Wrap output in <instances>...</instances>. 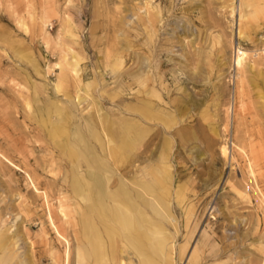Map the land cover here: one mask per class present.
Wrapping results in <instances>:
<instances>
[{
    "label": "rangeland",
    "instance_id": "obj_1",
    "mask_svg": "<svg viewBox=\"0 0 264 264\" xmlns=\"http://www.w3.org/2000/svg\"><path fill=\"white\" fill-rule=\"evenodd\" d=\"M105 169L162 193L167 264H264V0H0V263L96 264L84 225L116 227L82 195Z\"/></svg>",
    "mask_w": 264,
    "mask_h": 264
},
{
    "label": "crops",
    "instance_id": "obj_2",
    "mask_svg": "<svg viewBox=\"0 0 264 264\" xmlns=\"http://www.w3.org/2000/svg\"><path fill=\"white\" fill-rule=\"evenodd\" d=\"M118 133L120 132L119 131L117 133L112 132L110 134L112 141L114 140L115 142L117 141V144L114 145L111 148V150L117 147V145L119 144L120 134ZM91 134L94 135L95 138ZM89 135L92 141H96L99 138V134H97L93 130L89 132ZM83 149L86 151H91L89 145H85ZM132 154H133L132 152L129 153V157H128L129 159L124 166L121 167L117 165L116 162V165L118 166L119 169L120 168L124 169V167L130 165V161L132 160ZM92 162L94 163V166L98 165L97 162H95V160ZM91 172L92 171H89L87 173V176L90 178V180L87 182L85 181L86 189L82 196L87 199L86 202L88 203L89 207L97 214V216L103 221L104 220L108 221V219L106 218V208H112V207L108 205L106 199L112 198L116 203L115 205H117L113 209H116L122 214H127V213H131V211H125L126 208H135L132 212L137 215V218L140 221L139 227H135L133 225L131 231H128L127 233L124 231L122 227H120V225L108 221L112 223L114 227L117 226V228L113 231L114 233L112 232V234L108 237V240H106V238H102V237L100 238L99 233L96 234L95 232L92 233L93 231L91 227L90 226L87 227V223H86V225H84L85 231L87 232V230L90 229L89 233H87V236L90 235L89 236L90 238L92 237L93 240H97V244L96 241L93 243V245H95L93 247V250L96 256L95 257L96 264H126L125 262H123L122 258H119V260L116 259V256L119 257L121 253L126 249H130L133 255L137 257L138 260L137 264H167V258H169V244L171 242L170 236L167 234L166 228L163 226L162 222L159 219V217H163V215H161V213L158 211L155 205V202H157L162 207V210L167 209V202L164 199L162 193L156 191L154 185L146 182L140 184L142 188L140 192H143L144 194L141 196L138 193L139 190L133 189L132 193L131 191H127V189H125L124 187L125 183L124 185H118V187L115 188L114 190L107 191L105 190L104 183L105 181H108L110 179V177L112 176L111 173L107 172V170L105 169L104 171L105 175L103 176L105 179H103L102 177L98 176L97 173L95 174L94 172L93 174H95L96 176L92 178V176H90L89 174ZM105 172L109 173L107 179H106L107 174ZM136 183H138V181H136ZM132 194L134 199L139 198L141 200V203L138 206H133L132 203L130 202V198L132 200L131 197ZM99 199H101V201H99ZM145 214L146 215L154 214L159 217H157V219L156 218L147 219ZM148 225H150L152 228H148L147 227ZM141 231H144V233H142L143 242L141 245L142 247H140L141 249L138 250L136 247L133 246V243L130 244L125 238L126 236H137ZM148 245H152V249L148 248L147 247ZM22 262L23 260L20 261L21 264ZM127 264H132V263L129 262Z\"/></svg>",
    "mask_w": 264,
    "mask_h": 264
},
{
    "label": "bare ground",
    "instance_id": "obj_3",
    "mask_svg": "<svg viewBox=\"0 0 264 264\" xmlns=\"http://www.w3.org/2000/svg\"><path fill=\"white\" fill-rule=\"evenodd\" d=\"M158 7V6H157ZM157 7H155V8H157ZM154 10V9H153ZM151 13V12H150ZM159 13V12H158ZM146 18V17H145ZM139 20V19H138ZM146 20V19H145ZM144 20V21H145ZM158 20V14H156V15H153L152 16V18H148V24H149V26H150V29H151V27H152V29H154V25L156 24V22H158L157 21ZM126 21V20H125ZM143 21V20H142ZM143 21V23H145ZM135 22V21H134ZM138 22V21H137ZM140 22V21H139ZM142 24V23H141ZM145 25H146V23H145ZM145 25H143V27L145 26ZM158 24H156V26H157ZM148 26V25H147ZM156 28V27H155ZM144 29V28H143ZM190 29V28H189ZM140 30V29H139ZM144 31V30H143ZM155 32V31H154ZM146 38V37H145ZM149 38V37H148ZM148 43V42H147ZM140 46H142V45H140ZM145 46H146V44H145ZM153 46V45H152ZM144 47V46H143ZM240 51V50H239ZM136 53V52H135ZM139 53V52H138ZM138 53H136L137 55H138ZM143 53V52H142ZM240 54V53H239ZM243 54V53H242ZM139 55H141V54H139ZM138 55V56H139ZM241 55V54H240ZM137 56V57H138ZM142 58L139 60V63H141L142 64V62H144L143 61V56H141ZM140 58V57H139ZM147 63V62H146ZM143 65V64H142ZM142 65H140V67H142ZM144 66V65H143ZM143 70V67L141 68V71ZM144 72V71H143ZM147 74V73H146ZM142 77H144L143 76V74H142ZM145 88V87H144ZM144 88H142V94H144L145 95V92H144ZM141 94V95H142ZM149 95V94H148ZM140 100V99H139ZM146 100V99H145ZM149 100V99H148ZM151 100V99H150ZM153 100V99H152ZM141 101L143 102L144 101V99L142 100L141 99ZM148 102V101H147ZM153 104V103H152ZM140 115H141V118H142V120H145L146 118H147V115H148V110H147V108H146V104H145V102H143V105H142V109H141V112H140ZM140 129V128H139ZM121 131V132H120ZM119 132L120 133H118V134H120L119 135V144L117 145V147H115V148H113L111 151L113 152V155L116 157V159H117V165H119V166H124L126 163H127V161H128V157H129V153H130V150H131V139H133V138H131L132 136H131V131H129V130H127V128H125V129H123V130H120ZM144 134V133H143ZM92 135V134H91ZM94 138H95V136L94 135H92ZM117 137V136H116ZM115 138V137H114ZM83 142V141H82ZM87 145V144H86ZM147 145V144H146ZM145 145V146H146ZM90 147V146H89ZM149 150V149H148ZM222 153H225V147H222ZM98 164V163H97ZM98 167H99V165H97ZM96 167V166H95ZM95 174H96V172H94ZM106 173V172H105ZM90 174V176H92V178L94 177V176H96L95 174H93V172H91V173H89ZM88 174V175H89ZM107 174V177H106V179L108 178V176H109V173H106ZM95 179H96V177H95ZM114 180V179H113ZM81 181V180H80ZM147 185V184H146ZM83 187V186H82ZM102 189V188H101ZM142 189V188H141ZM153 189V188H152ZM85 190V189H84ZM144 190V189H143ZM149 190V189H148ZM148 190H146V191H148ZM150 191V190H149ZM87 192V191H86ZM144 193H145V191H144ZM148 193V192H147ZM99 201H101V199H99ZM106 216H108V219H109V221H111L112 223L114 222V223H116V224H118V225H120V227H122L123 229H124V231L127 233L128 231H131V229H132V226L134 225V221H133V219L131 218V217H129L128 215H126V214H122L121 212H119V211H117L116 209H113V208H106ZM146 219V218H145ZM143 220V219H142ZM145 222V221H144ZM119 227V226H118ZM148 228H152L150 225H148L147 226ZM116 228H117V226H116ZM144 230V229H143ZM147 231V230H146ZM149 231V230H148ZM156 232V231H155ZM142 233H144V231H141L137 236H126V238L125 239H127V241L131 244V243H133V246L134 247H136L138 250H140L141 248L140 247H142L141 245H142V242H143V237H142ZM96 234V233H95ZM151 234V233H150ZM160 234V233H159ZM164 234V233H163ZM155 235V234H154ZM161 235V234H160ZM97 236V235H96ZM165 236V235H164ZM16 240V239H15ZM11 241V240H10ZM150 244V243H149ZM148 248H150V249H152V245H148L147 246ZM156 247H158V246H156ZM160 250V249H159ZM10 251V250H9ZM14 253V252H13ZM11 255V254H10ZM195 256H197V255H195ZM8 257V256H7ZM96 257V256H95ZM213 258V257H212ZM6 260V257L5 258H2V260H1V263L0 264H5V262H7V261H5ZM11 261V260H10ZM9 262V261H8ZM145 263V262H144Z\"/></svg>",
    "mask_w": 264,
    "mask_h": 264
}]
</instances>
